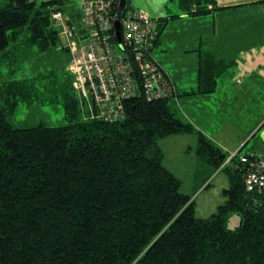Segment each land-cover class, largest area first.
Here are the masks:
<instances>
[{"label": "trees", "instance_id": "obj_1", "mask_svg": "<svg viewBox=\"0 0 264 264\" xmlns=\"http://www.w3.org/2000/svg\"><path fill=\"white\" fill-rule=\"evenodd\" d=\"M177 2L191 16L228 7L217 6L218 0ZM66 3L0 5V79L19 44L39 53L58 46L62 33L53 13L65 14ZM128 9H134L130 0ZM80 16L68 17L75 23ZM178 16L158 19L156 46L161 29ZM24 30L28 33L19 41ZM234 66L235 60L203 48L196 88L177 92L163 67L170 94L150 99L140 91L124 101L125 115L115 121L85 119L67 69L1 81L0 264H264V191H248L243 162L235 158L226 164L229 152L177 117L170 105L172 97L215 92L219 78ZM46 89L51 101L59 96L69 124L23 128L8 120L21 101ZM191 132L199 133L198 159L214 170L222 167L229 177L226 200L209 217L197 216L196 201L164 165L159 144L161 138ZM232 213L240 223L231 229Z\"/></svg>", "mask_w": 264, "mask_h": 264}, {"label": "crops", "instance_id": "obj_2", "mask_svg": "<svg viewBox=\"0 0 264 264\" xmlns=\"http://www.w3.org/2000/svg\"><path fill=\"white\" fill-rule=\"evenodd\" d=\"M244 4L220 5L218 1L217 6L228 7L216 10L219 12L214 16L212 30L207 29L204 26V22H209L208 16L216 11L203 16H191L182 13L178 7V11L173 14H180V16L168 20L166 27L171 24V30L168 33L163 32L161 34L160 32L158 42L160 49L161 46H164L165 50H168L165 59L170 62V67H166L163 64L164 62L160 61L172 76L177 92H183L196 88L198 84L197 73L200 50L203 48L212 52L219 59L235 60V66L226 71L223 75L227 76L225 77L226 80L222 79L218 82L215 92L178 98L180 104L182 102L186 105V109L182 112L183 116L180 118L191 122L196 129L200 130L227 152L240 150L241 153L242 149L250 141L249 136H257L259 138L252 145L251 149L241 154L264 155V113L253 118V122L252 118L248 116V122H252V124L242 125L241 129L239 128V123V125L232 124L230 120L227 121V118H220L219 124L214 125V128H219V139L215 137L216 135L209 132L210 128L202 127L198 123L199 108H208L207 112H203L202 114L208 120L211 112L214 110L212 104L205 105V101L216 98V96L222 101L218 109L219 111H227L228 108H232L235 114L246 108L248 110L251 109L250 98L252 94L264 98V40L259 46H237L234 39H231L233 33L230 30L233 27L235 28L238 18L242 19L244 16L251 17L253 16L252 12L257 11V6H252L251 3ZM159 18L161 17H158L157 20ZM218 22L222 23L221 27ZM224 35L228 40L224 39ZM231 52L232 55H228ZM215 94L216 96L214 97L213 95ZM224 128L230 129L229 133ZM221 129H223V134L220 131ZM241 133H244V135H241ZM165 139H172L173 142L169 148L166 147V143L168 142H165V146L164 144L160 145L164 153V165L172 170L182 181L185 178L196 182L194 183L196 190L194 195H197L199 192L209 191L207 187L212 185L216 179H219L221 175L219 171L221 170L217 172L212 167L199 162L197 156L193 158L194 163L189 164L186 162L185 156L182 155L185 151V146H183L182 142L189 139L187 133L169 135ZM175 143L177 145L174 146ZM190 148H193V145H190ZM227 180L229 182L228 174L227 178L224 177L223 182H227Z\"/></svg>", "mask_w": 264, "mask_h": 264}, {"label": "built area", "instance_id": "obj_3", "mask_svg": "<svg viewBox=\"0 0 264 264\" xmlns=\"http://www.w3.org/2000/svg\"><path fill=\"white\" fill-rule=\"evenodd\" d=\"M118 6L119 0H83L79 21L85 30L84 42L78 38L75 23L69 25L70 18L60 10L53 13L72 56L68 71L79 97L89 104L90 118L115 121L125 115L124 101L140 91L150 99L171 92L164 68L154 55L157 20L136 9H125L121 16ZM235 158L244 164L247 190L262 193L264 155L229 152L225 163Z\"/></svg>", "mask_w": 264, "mask_h": 264}, {"label": "rangeland", "instance_id": "obj_4", "mask_svg": "<svg viewBox=\"0 0 264 264\" xmlns=\"http://www.w3.org/2000/svg\"><path fill=\"white\" fill-rule=\"evenodd\" d=\"M9 0H0V5H4ZM42 0H38L41 2ZM219 4H234V3H251L252 6H257V11H253V16L248 17L244 16L242 19L238 18L235 23V28L233 27L230 32H232L231 39H234L237 46L239 45H261V42L264 40V0H218ZM83 0H67L65 6V14L68 16H72L74 14H79L81 12ZM244 4V5H245ZM130 5L136 10H144L148 13V15L157 20L158 17H167L172 15L173 13L178 11V2L177 0H130ZM127 9V8H126ZM219 12L216 11L208 16L209 22H204V26L207 29L212 30L213 21L215 14ZM66 16L67 18H69ZM75 25L79 30L78 38L81 42L85 41V38L82 36L85 33L83 29V24L75 18ZM69 25L70 19L68 20ZM159 24V21L156 22ZM220 27L222 25L221 22H218ZM62 33V27H60ZM171 30V24L166 27L164 25L163 29H161V34L163 32L168 33ZM229 31V30H228ZM226 31V32H228ZM27 30H24L22 33L20 40L22 41L26 34ZM63 34V33H62ZM64 35V34H63ZM224 39L228 40V38L224 35ZM230 39V38H229ZM67 39L66 36L61 35V41L58 46L53 47L52 49L39 53L34 46H28L24 44H19L18 46L12 48L11 59L8 60V64L3 67L5 74L0 82L6 78L10 77H29L33 76L40 72H47L52 69L56 71H61L64 69L68 70L70 61L72 59L71 53L64 50V45L66 44ZM236 47V45H235ZM163 48V50H161ZM159 45L156 46L154 50V55L157 60L163 61L166 67H170V62L165 59V56L168 53V50H165L164 46ZM228 54V53H227ZM228 55H232L229 53ZM239 55V54H238ZM160 61V62H161ZM162 65V64H161ZM163 66V65H162ZM164 67V66H163ZM14 69L13 75L10 74V70ZM232 69V68H231ZM227 76H222L219 78V82ZM75 86V85H74ZM220 88V85H219ZM218 92V91H217ZM214 97L216 96L213 95ZM51 93L49 90H44L39 97H35L34 100L31 101H21L17 107V110L9 115L8 120L15 125L16 127H32L43 123L45 125L58 126V125H66L69 124L68 120L65 117V109L63 103L59 100V96L51 101ZM251 109L248 108L239 111L235 114L234 109L228 108L227 111H219L222 101L216 96V98H211L208 101H205V105L212 104L213 112L209 116L207 120L204 116H202L203 112H207L208 108L201 107L199 108L200 114L198 115V123L202 125V127H208L212 130L209 131L216 135L218 138L219 128H214V125L219 124L220 118H227V121L230 120L232 124L239 125L241 129L242 125L252 124L253 118L260 116V114L264 113V98H260L252 94L250 98ZM89 105V104H88ZM83 102L84 114L86 115L85 119L90 118L89 116V106ZM170 105L172 110L175 112L177 117L182 118V112L186 109V105L175 98H170ZM201 106V105H200ZM248 116L252 118V122H248ZM212 118V119H211ZM239 123V124H238ZM246 127V126H245ZM227 133H229L230 129L224 128ZM198 130V129H197ZM218 131V132H217ZM221 133L223 129L220 130ZM223 134V133H222ZM244 135V133H241ZM188 140L182 142L183 146H185V151L182 154L185 156L186 162L189 164L194 163L193 158H196L197 153V143L199 138V133H187ZM173 139V137H171ZM249 143L242 149L241 153H246L251 149L252 145L258 140L257 136L252 137L249 136ZM172 139H159V144L166 143V147H170V144L173 142ZM219 139V138H218ZM168 140V141H167ZM177 145L176 143L174 146ZM187 145V146H186ZM190 145H193V148H190ZM173 146V147H174ZM183 149V150H184ZM199 160V159H198ZM199 162H201L199 160ZM191 166V165H189ZM218 170L221 175L219 179H216L212 185L207 187L209 191L199 192L197 195H194L195 184L196 182H192L184 178L183 185L181 187V191L187 194H191L193 199L196 201V214L198 217H209L212 213H214L218 207V205L225 202L226 198L223 195V189L228 187L229 182H223L224 177L227 178V173L222 170V167ZM218 170H216L218 172ZM226 180V179H225ZM225 183V184H224ZM206 189V190H208ZM240 223V216L237 213H232L229 216L227 227L235 228Z\"/></svg>", "mask_w": 264, "mask_h": 264}, {"label": "water", "instance_id": "obj_5", "mask_svg": "<svg viewBox=\"0 0 264 264\" xmlns=\"http://www.w3.org/2000/svg\"><path fill=\"white\" fill-rule=\"evenodd\" d=\"M127 6H128V0H119L118 14H121L127 8ZM70 23L72 22L70 21Z\"/></svg>", "mask_w": 264, "mask_h": 264}]
</instances>
